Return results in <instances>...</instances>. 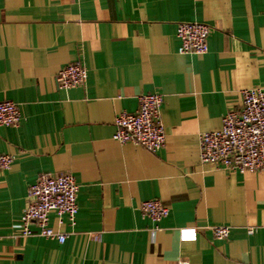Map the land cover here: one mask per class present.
Segmentation results:
<instances>
[{
    "label": "crops",
    "instance_id": "crops-1",
    "mask_svg": "<svg viewBox=\"0 0 264 264\" xmlns=\"http://www.w3.org/2000/svg\"><path fill=\"white\" fill-rule=\"evenodd\" d=\"M212 29L205 54H180L177 26ZM80 61L86 83L57 85ZM264 89V0H0V101L21 110L0 125V264H264V170L200 161L201 134L222 128L242 90ZM165 95L166 145L154 153L113 135L142 93ZM40 173H71L75 225L55 213L65 242L23 236L19 223ZM157 199L169 214L141 209ZM231 226L216 239L212 225ZM255 227L254 233H248ZM196 228L184 241L181 229Z\"/></svg>",
    "mask_w": 264,
    "mask_h": 264
},
{
    "label": "built area",
    "instance_id": "built-area-1",
    "mask_svg": "<svg viewBox=\"0 0 264 264\" xmlns=\"http://www.w3.org/2000/svg\"><path fill=\"white\" fill-rule=\"evenodd\" d=\"M212 27L200 21L181 22L177 26L180 54H205ZM88 69L75 61L65 66L57 75L60 88L84 85ZM165 95L161 92L142 93L138 97V108L134 112L122 111L115 118L114 139L120 143L132 142L151 152H158L166 145V133L162 120ZM22 119L19 105L13 100L0 101V125L17 127ZM222 128L201 134L200 161L221 166L228 171L264 170V89L251 87L242 90V105L229 110L222 119ZM14 157L0 152V170L11 168ZM80 187L71 173L53 175L40 173L29 186L28 205L21 217L19 227L23 236H33L32 226L39 227V235L65 242L67 234L50 225V215L55 213L60 223L65 220L75 225L79 211ZM140 209L154 221L169 214V207L157 199L145 200ZM216 239L230 235L227 224L210 227ZM255 227H249L252 234ZM184 241L197 238L196 228L180 231ZM180 264H190L181 261Z\"/></svg>",
    "mask_w": 264,
    "mask_h": 264
}]
</instances>
